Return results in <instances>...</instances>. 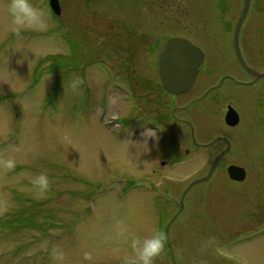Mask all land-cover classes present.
<instances>
[{
  "label": "rangeland",
  "instance_id": "obj_1",
  "mask_svg": "<svg viewBox=\"0 0 264 264\" xmlns=\"http://www.w3.org/2000/svg\"><path fill=\"white\" fill-rule=\"evenodd\" d=\"M48 1L32 0L51 14L48 26L16 33L8 0H0V264H131V239L163 232L165 213L172 216L174 199L207 172L217 143L200 156L183 154L174 166L153 167L145 147L120 136L132 131V117H113L133 114V94L119 93L117 86L154 57L142 52L141 36L179 31L160 15L168 13L167 3L60 0L57 16ZM155 10L159 18L151 16ZM240 11L231 30L220 28L216 37L210 23H202L200 33L197 22L187 23L188 37L206 54L196 88L217 84L224 72L234 80L221 90V135L232 147L221 161L218 187L216 168L212 179L188 194L193 205L178 219L188 222V237L182 227H172L177 264H264L258 242L264 238L252 243L253 232L245 229L256 203L264 201V77L250 83L253 77L236 58L233 29ZM214 14L215 7H205L207 18ZM240 49L251 68L264 71L263 6H254L245 19ZM227 102L241 115L236 127L224 122ZM211 108L198 117L204 142L217 136V111ZM9 158L16 162L13 170L3 166ZM231 164L245 169V182L230 180ZM154 168L156 182L136 181L138 175L151 177ZM40 172L50 181L43 196L32 183ZM154 264H174L166 243Z\"/></svg>",
  "mask_w": 264,
  "mask_h": 264
},
{
  "label": "flooded vegetation",
  "instance_id": "obj_2",
  "mask_svg": "<svg viewBox=\"0 0 264 264\" xmlns=\"http://www.w3.org/2000/svg\"><path fill=\"white\" fill-rule=\"evenodd\" d=\"M146 1L153 3L156 6L158 5L159 7L163 6L164 3H167L168 13L160 14V15L162 17L169 16L166 18L169 19V21L174 22L175 26L179 31H177L175 34L167 35L165 37L161 36L160 33H153L154 35L141 36L140 40L145 44L144 47H141L143 48L142 52L145 55L154 56V57L153 58L148 57V62L145 63L144 67L140 68L139 72L137 68H135L134 72H130V73L128 72L130 74V77L129 74L127 73L128 81L125 82L122 80L123 87L117 86L119 93L124 92L125 94L126 93L128 94L129 92H131L133 94V111H132L133 114L123 116L122 113L120 112H113L115 113L113 117L117 119L132 117V122H131L132 131L128 134L123 132L120 136L121 137H126L127 135L131 136L134 140H136V142H138L136 146L145 147L146 155H148V160L146 159V161L153 167L154 165L164 167L169 164H172L174 166V164L176 165L180 162V159L183 158V154L185 156H196V155L200 156L202 155L204 150L210 149L212 146L216 145V143H217L216 155L218 156L223 151V149H225L227 143L224 140H217V142L212 145L206 146V144H208L211 140L215 139L216 137L227 138L226 136L221 135L222 105H223L222 104L223 97L221 95V90L225 86L226 81L233 80L232 75L230 73L224 72L223 74L220 75V78L217 80V84L214 85L210 84L206 89L199 90L198 88H196V86L198 85L197 81L199 75L203 70L202 68L203 65H202L192 87L187 92L174 94L166 89V87L164 86L161 80L158 71V55L165 47L166 42L170 38L175 36L189 38L188 37L189 26L187 24L188 22L198 23V28H197L198 33H200V31L202 30L201 27L202 23L205 26H207V24L209 23L212 24L214 27L212 28L211 33H213L215 37L218 29L220 28L224 29V33L227 32L228 29L231 30V26H230L231 18L232 17L234 18L237 15L238 7L240 6H241V11L239 16L241 15L245 0H146ZM172 5H175L177 12L178 13L181 12V14H174L173 12H175L174 11L175 9L173 8ZM206 6L215 7L216 14L210 15L207 18L204 15ZM254 6L264 7V0H251L248 15L251 13ZM154 13H151L152 14L151 16L157 17L156 10ZM235 26L233 29V33L235 30ZM241 33H242V29H241ZM194 43L201 46L197 42ZM110 70H114V69L110 68ZM121 71L122 70H117V72H121ZM253 80L254 79H252L250 83H252ZM210 98L215 99L214 101H216L215 104L217 105V108L213 107L214 101L212 105L210 102L207 103L209 105H206V102ZM128 101L129 99L126 100V102ZM225 105H226V110L224 115V122L229 105H231L238 111L236 106H233L232 103L227 102V104ZM209 108L212 109L209 110V112H211L212 114L217 111V136L208 142H204L202 135L204 133L205 127L203 129V127L199 126L198 117L203 116V114L206 112V109ZM239 116L241 119L240 113ZM225 124L228 125L226 122ZM208 127L209 129L211 128L210 126ZM126 128L129 129L128 127ZM146 128L152 129L156 133V136L145 137L143 133ZM145 140H147V142ZM220 143H224L225 144L224 147H222ZM231 147H232V142H231ZM227 153L225 155H227ZM157 156H159L160 158L159 161H157ZM224 156L217 163V187L221 182L219 173L221 169V161L224 158ZM169 157H172V159H169ZM156 173H157V169L154 168L153 173H151L152 178L148 177L146 174L138 175L136 181L140 184H142L141 183L142 179L143 181L149 180L156 182L157 180H155L154 176H152L155 175ZM205 174H200L192 178L188 182L184 190L190 185L192 181L200 177H203ZM213 176L214 174L211 176L210 179H212ZM245 178L243 179V181L245 180ZM230 180L237 184L243 183V181H235L231 178ZM196 185L191 187L190 190L194 188ZM168 189L169 188L167 187L166 189L167 193H171ZM184 190L182 191L181 195L183 194ZM190 190L186 193L184 197L183 205L181 204V200H180L181 196L178 200L174 199V203L177 205V210L174 214H172V216L170 215L169 217L170 211L165 213L166 218L168 215L167 221L165 224H163L166 219L163 218L164 221L160 226L162 227L164 225L163 233L165 235V243H166V227L175 216L176 218L173 220L169 228L171 242H175L174 237H172V230H173L172 227L174 225H178L182 227L183 228L182 237L183 238L186 237L185 235L187 234V230L189 227L188 222L185 220H181L180 222H178V219L181 216L182 217L184 216L185 208H188L190 205H193V201L190 202L189 201L190 197H188ZM217 192H219L218 189ZM197 195L200 197L201 194L199 195L198 192ZM252 198L254 197L253 196L248 197V199H250V202L254 204V202L251 201ZM167 201L170 200L168 199ZM171 202L173 203V201ZM218 204L219 203H217V212H218ZM246 204L247 202L245 203V206ZM253 211L255 213L252 216V219L254 221L250 223L251 224L250 226L246 225L247 227L245 229L253 232L248 241H252V243L258 244L257 240L264 238V201L257 202L256 206L253 208ZM159 221L161 220L159 219ZM159 224L160 223H158V225ZM219 225L221 224L217 223V226ZM258 242H260L262 249L264 250V240L262 242L261 241ZM170 256H172L171 252H170Z\"/></svg>",
  "mask_w": 264,
  "mask_h": 264
},
{
  "label": "water",
  "instance_id": "obj_3",
  "mask_svg": "<svg viewBox=\"0 0 264 264\" xmlns=\"http://www.w3.org/2000/svg\"><path fill=\"white\" fill-rule=\"evenodd\" d=\"M250 1L251 0L244 1L243 11L235 28L233 43L237 58L243 68L252 76H254L255 80H258L264 77V72H259L247 65L239 46L240 30L242 23L249 11ZM50 6L56 14H60L61 7L59 0H50ZM204 59V51L189 39L182 37H173L169 39L165 45V48L160 52L158 56V71L166 89L174 94H180L188 91L193 85ZM225 121L230 126H236L240 121L238 112L231 105L228 106ZM217 140H224L227 143V146L218 156L213 159L207 174L192 181L190 185L186 188L181 197L182 205L183 199L188 190L200 182L207 181L214 173L218 161L231 148V142L224 137L215 138L211 142L206 144V146L214 144L215 142H217ZM228 173L232 179L238 181L243 180L246 175L245 169L235 164H231L228 166ZM174 219L175 217L169 222L166 227V241L167 245L169 246L172 252V259L174 261V264H177L174 259V253L169 233L170 225Z\"/></svg>",
  "mask_w": 264,
  "mask_h": 264
},
{
  "label": "clouds",
  "instance_id": "obj_4",
  "mask_svg": "<svg viewBox=\"0 0 264 264\" xmlns=\"http://www.w3.org/2000/svg\"><path fill=\"white\" fill-rule=\"evenodd\" d=\"M8 14L12 21V31L19 33L24 29H44L48 26L51 14L45 8L36 6L32 0H8ZM77 85H73L76 87ZM143 135L145 137L156 136V133L146 128ZM147 142V140H145ZM3 166L8 170H13L16 162L13 158L3 161ZM32 183L37 190L38 196H43L50 186L47 173L40 172L37 174ZM131 246L134 257L131 264H154L155 258L158 257L165 248V235L162 231H154L151 236L133 237ZM85 258L89 259L90 255L85 253Z\"/></svg>",
  "mask_w": 264,
  "mask_h": 264
}]
</instances>
